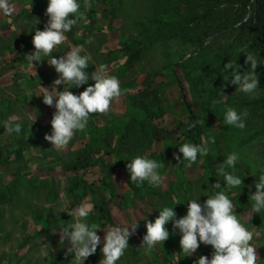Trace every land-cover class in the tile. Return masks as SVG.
<instances>
[{"label": "rangeland", "instance_id": "rangeland-1", "mask_svg": "<svg viewBox=\"0 0 264 264\" xmlns=\"http://www.w3.org/2000/svg\"><path fill=\"white\" fill-rule=\"evenodd\" d=\"M242 1L0 0V264H264Z\"/></svg>", "mask_w": 264, "mask_h": 264}, {"label": "trees", "instance_id": "trees-1", "mask_svg": "<svg viewBox=\"0 0 264 264\" xmlns=\"http://www.w3.org/2000/svg\"><path fill=\"white\" fill-rule=\"evenodd\" d=\"M249 2L250 0H243L240 2V6H246L249 4ZM253 10L254 14L243 23V27H246L247 40L250 42L249 45L258 43L261 36L264 35V0H253ZM181 89L182 88H180V90ZM181 94L185 109L187 113L191 115V107L188 103V100H186L183 89L181 90ZM104 219L105 222L110 224L114 223L113 217L111 216L109 210H105Z\"/></svg>", "mask_w": 264, "mask_h": 264}, {"label": "crops", "instance_id": "crops-1", "mask_svg": "<svg viewBox=\"0 0 264 264\" xmlns=\"http://www.w3.org/2000/svg\"><path fill=\"white\" fill-rule=\"evenodd\" d=\"M119 100V99H118Z\"/></svg>", "mask_w": 264, "mask_h": 264}]
</instances>
